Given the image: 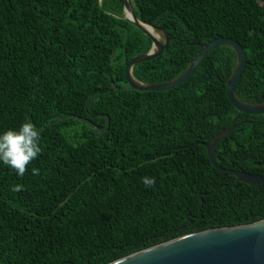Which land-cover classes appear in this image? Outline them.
Returning a JSON list of instances; mask_svg holds the SVG:
<instances>
[{
    "label": "trees",
    "instance_id": "trees-1",
    "mask_svg": "<svg viewBox=\"0 0 264 264\" xmlns=\"http://www.w3.org/2000/svg\"><path fill=\"white\" fill-rule=\"evenodd\" d=\"M130 1L168 40L160 57L134 66L137 82H171L203 46L231 39L248 57L236 95L263 103L264 0ZM124 8L123 0H0V134L31 120L42 148L23 177L0 161V264H112L264 220V185L217 170L204 145L238 126L216 145L217 164L264 177V115L239 112L227 94L236 52L213 50L173 90L132 91L126 67L153 42ZM17 184L24 188L13 192Z\"/></svg>",
    "mask_w": 264,
    "mask_h": 264
},
{
    "label": "water",
    "instance_id": "water-1",
    "mask_svg": "<svg viewBox=\"0 0 264 264\" xmlns=\"http://www.w3.org/2000/svg\"><path fill=\"white\" fill-rule=\"evenodd\" d=\"M123 1L127 20L153 42V47L149 54L136 57L127 65L125 77L128 89L137 92H165L173 90L189 81L201 62L213 50L226 46L232 48L238 57L237 68L227 83V94L231 104L236 110L246 115H264V100L263 103L258 105H248L240 101L236 95L235 86L246 71L248 57L243 46L231 39L220 38L203 46L202 51L192 61L185 74L171 82L161 85H144L137 82L132 76L134 66L160 57L168 45V40L162 43L158 37L147 31L145 27L156 32L152 27L139 20L130 0ZM196 45L200 46L199 43H196ZM103 118L107 120V127L103 131L105 133L110 127V119L106 116ZM237 128L238 126L230 128L220 133L211 144H204L207 148L209 159L217 170L233 175L237 179V183L256 186L264 185V177L224 169L215 160L214 150L216 145ZM112 264H264V220L251 225L213 229L180 237Z\"/></svg>",
    "mask_w": 264,
    "mask_h": 264
},
{
    "label": "clouds",
    "instance_id": "clouds-1",
    "mask_svg": "<svg viewBox=\"0 0 264 264\" xmlns=\"http://www.w3.org/2000/svg\"><path fill=\"white\" fill-rule=\"evenodd\" d=\"M40 140L41 131L31 120L22 123L18 130L9 129L3 132L0 134V161L23 177L29 164L42 152ZM32 174L39 175L40 170L33 168ZM142 182L151 188L156 181L154 177H143ZM23 188V185L17 184L11 190L20 192Z\"/></svg>",
    "mask_w": 264,
    "mask_h": 264
},
{
    "label": "bare ground",
    "instance_id": "bare-ground-1",
    "mask_svg": "<svg viewBox=\"0 0 264 264\" xmlns=\"http://www.w3.org/2000/svg\"><path fill=\"white\" fill-rule=\"evenodd\" d=\"M130 16H131V15H130ZM145 29H146L147 31H149L151 34H153L155 37H158V34H157L156 32H154V31H152L150 28L145 27Z\"/></svg>",
    "mask_w": 264,
    "mask_h": 264
},
{
    "label": "rangeland",
    "instance_id": "rangeland-1",
    "mask_svg": "<svg viewBox=\"0 0 264 264\" xmlns=\"http://www.w3.org/2000/svg\"><path fill=\"white\" fill-rule=\"evenodd\" d=\"M157 34H158V38H159L161 41H163V40H164L163 35H161V34H159V33H157Z\"/></svg>",
    "mask_w": 264,
    "mask_h": 264
}]
</instances>
